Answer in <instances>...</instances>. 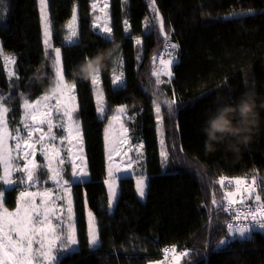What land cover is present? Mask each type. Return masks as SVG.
I'll use <instances>...</instances> for the list:
<instances>
[{"label":"trees","instance_id":"trees-1","mask_svg":"<svg viewBox=\"0 0 264 264\" xmlns=\"http://www.w3.org/2000/svg\"><path fill=\"white\" fill-rule=\"evenodd\" d=\"M77 8V36L67 44V23ZM54 49L61 48L67 81L77 84L74 118L83 128L89 179L82 184L99 233L96 247L62 256L61 264H151L165 247L186 245L192 264H264V232L244 238L220 230L221 175L264 178V110L251 142L239 153L207 152L205 121L223 103L255 91L264 98V0H110L112 37L93 28L92 0H48ZM252 10L247 15H225ZM165 24L159 31V18ZM125 21L129 27L126 29ZM149 21L150 31H145ZM165 34L178 44L179 59L171 83L157 86L153 57L165 47ZM141 44H136V39ZM0 40L4 54L16 58V78L9 79L0 55V96L10 122L20 119L23 99H38L55 80L54 49L45 55L39 0H4L0 4ZM115 47L101 74L105 115L97 111L94 85L73 77V68L99 49ZM166 50V51H167ZM122 63L124 85L112 83L114 60ZM167 80V78H162ZM157 93L162 103H157ZM178 103L168 109V101ZM160 105L165 148L161 163L155 106ZM127 105L129 136L144 145V164L135 176L146 175L141 200L135 177L119 179V194L109 210L107 152L104 130L119 106ZM15 189V190H13ZM4 193L14 210L19 189ZM225 240L224 244H219ZM183 264V262H182Z\"/></svg>","mask_w":264,"mask_h":264},{"label":"snow or ice","instance_id":"snow-or-ice-1","mask_svg":"<svg viewBox=\"0 0 264 264\" xmlns=\"http://www.w3.org/2000/svg\"><path fill=\"white\" fill-rule=\"evenodd\" d=\"M4 0H0L3 4ZM126 2V0H125ZM153 6L155 0H151ZM40 19L43 24L45 55L48 49H52V25L49 19L48 0H39ZM99 8L101 13L94 21L95 28H102L104 33H111L112 28L108 22V0H104L103 7L99 3L92 4V10ZM103 20L101 25L99 22ZM127 25V21H125ZM69 30L66 39L70 42L77 36V16L73 11L71 20L67 23ZM165 24L163 18H159V31L164 33ZM165 47L176 50L179 45L172 44L165 34ZM136 44L140 45L141 40L136 39ZM55 60V89L50 94L41 95L34 102H30L27 97L23 99V118L18 121L21 127H13L9 130L7 114L9 108L5 106L4 97L0 96V165L3 166V174L0 175V187L3 185L15 186L19 189V199L15 209L10 211L5 206L4 191L0 190V264H61V258L66 253L73 251L78 246L76 228L72 223L73 201L71 186L68 180L63 179V166L65 157L69 159L70 174L72 177L87 176V165L84 163L83 137L79 120L74 118L77 112V84L75 81L69 82L65 78V71L61 63V48L54 49ZM9 65L16 63L15 57H5ZM153 62L156 57H153ZM175 57L169 53L167 59L160 58V67L154 69L151 75L155 77L157 86L170 84L173 71L172 66ZM16 73L9 71V76ZM123 71L112 79L113 84H117L123 78ZM167 77V80L162 79ZM91 84L97 86L96 105L97 111L105 113V100L101 84V74L93 76ZM55 101V103H52ZM178 101L173 97L168 101V109ZM127 105H122L115 109V114L107 122L104 130L105 141L108 150V176L105 181L108 185L110 200H116V177L114 170H120V164L113 165V155L120 154L123 145H128L127 152L133 150V145L129 137V129L125 126L121 117L126 114ZM55 113V117H54ZM157 123L162 122L161 107L155 106ZM59 118V122H55ZM17 121H14V124ZM118 125V129L117 126ZM54 128L60 130V135L53 131ZM118 132V135H117ZM163 136V132H161ZM63 145L67 142L69 147H58L56 141ZM13 141V144H10ZM164 139L160 140L163 146ZM39 145V148L37 147ZM144 145H135L138 158L142 156ZM41 154L44 164H38L35 157L37 152ZM64 152L65 156L61 153ZM126 154V153H125ZM169 153L162 147L160 151L161 163L168 160ZM79 159L82 165H77ZM21 161L22 163H18ZM131 167V164L128 165ZM43 170L45 179H40L37 170ZM19 173L15 179L14 174ZM60 189L57 194H53V188L43 187L48 181ZM217 185L222 189L221 199L218 202L215 197L212 204L216 205L219 212H223V217L217 215L216 219L221 222L220 230H225L229 236H239L244 238L246 234H251L254 229L264 230V199L258 188L256 177L251 181L246 176L229 178L221 175L217 180ZM39 185L41 191H32L33 187ZM15 190V189H13ZM136 190L139 197L146 194L145 177L141 175L136 181ZM264 192V188L260 189ZM39 198V203H37ZM63 201V204L58 203ZM67 212V225L65 227L64 212ZM87 241L90 246L95 247L99 243V233L95 223V217L91 211L88 212ZM225 240H220L219 244H224ZM164 259L156 264H192L191 253L188 250L177 251L175 246L163 249Z\"/></svg>","mask_w":264,"mask_h":264},{"label":"rangeland","instance_id":"rangeland-1","mask_svg":"<svg viewBox=\"0 0 264 264\" xmlns=\"http://www.w3.org/2000/svg\"><path fill=\"white\" fill-rule=\"evenodd\" d=\"M96 2L99 3L100 7H103L104 0H92V4L93 3H96ZM74 11H75V14L77 16V8H75ZM106 11L108 12L109 27H111L110 0H108V8L106 9ZM251 11L252 10H243V11H241L242 13H240V12H233V13L226 14L225 17L226 18H230V17H236L238 15H247ZM48 12H49V10H48ZM92 12H93V25H94L95 18L97 16H100L101 13L99 11V8H97L95 11L92 10ZM49 19H50V17H49ZM99 23L102 25L104 23V21L101 20ZM42 26H43V24H42ZM128 27H129V25L127 23L126 29H128ZM93 28L98 33H100V34H104L106 36L112 37V32L110 34L109 33H104L102 31V28H95L94 26H93ZM150 29H151L150 22L147 21L146 24H145V31L148 32V31H150ZM43 40H44V35H43ZM74 41H75V37L70 42L67 40L66 43L67 44H72ZM51 43H52V41H51ZM52 46H53V43H52ZM52 49H54V47H52ZM169 53H172V55L175 57L174 62H173V66H174L178 62V59H179V56H178L179 55L178 54L179 53V49L177 48L176 50H172L170 47H168V50L165 51L163 58L164 59H167L168 56H169ZM0 55L2 57L3 64H4V69H5V72H6L7 76H8V78L9 79L16 78V75L15 76H9V71L15 72V67H14L15 64L14 65H9L8 61L5 59V57H8V56H12V57H15V56H13V55H7V54H4L2 52V49H1V40H0ZM15 60H16V58H15ZM61 63H62V57H61ZM114 66H115V72L113 74V78H114V76L119 75L121 71H123V65H122V63H119V65H118V58H116L114 60ZM159 66H160V64H159ZM173 66H172V71H173ZM162 78H167V77H162ZM124 82H125V80H124V76H123V78L121 79V81L119 83H117V84H114V86L115 87H121V86L124 85ZM99 87L102 90L101 84L99 85ZM94 90H95V98H96V90H97V86L96 85H94ZM46 94H50V92H48ZM76 95H77V93H76ZM104 100H105V98H104ZM32 102H34V101H32ZM52 103H55V101H52ZM77 105H78V99H77ZM22 108H23V104H22ZM23 111H24V109H23ZM8 115H9V112L7 114V119H8ZM104 115H105V113L103 114V116H102V114H100V117L103 118ZM160 115L162 117V114L161 113H160ZM54 117H55V113H54ZM22 118H23V113H22L20 119H18V120H13L12 122H10L9 119H8V122H9V130L11 131L13 129V127H21V125L18 123V121L22 120ZM121 119L124 121L125 126L128 127L127 126V122L129 120V118H128L127 112H126V114H124L121 117ZM14 121H17V123L14 124ZM55 122L58 123L59 122V118H55ZM79 123H80V126H81V134H82V137H83L84 163H86V165H87V173L88 174H87V176L79 177V178L72 177L71 174H70V165H69V159L70 158H68V157H65V164L63 166H61L64 169L63 174H62L63 179L64 180H68L69 183H70V186H71V195H72V201H73V218H72V223L74 224V226L76 228L77 239H78V246H75L74 247V250L73 251H70L68 253H73V252L79 253L81 251H86V250H89L91 248H94L93 246H90L89 243H88V241H87V228H88V212H89V209L87 207L86 197H85V193L83 191L82 184H83L84 181H86V180L89 179V169H88V162H87V157H86V148H85V142H84L83 128H82V125H81V122L80 121H79ZM116 127L118 129V125ZM163 128H164V123H163V119H162V122L159 123V129H163ZM53 131L57 134V136L60 135V130L58 128H54ZM117 135H118V132H117ZM162 138L164 139V137H162L160 135L159 136V142H160V140ZM130 140H131V138H130ZM13 143H14L13 141H10V144H13ZM105 143H106V141H105ZM56 144H57L58 147L65 148V149L67 147H69V145H67V142H65L63 145H61L59 143V140L56 141ZM131 144L133 145V150L131 152H127L126 151L128 145H123L120 154H118V155L117 154H114L113 155V160H112L113 165L120 164V166H121L119 171H115L114 170V176L116 178L117 177H124V176H126V175H128L130 173H135L137 171H141V169L143 167V164H144L143 163L144 162V150H142V156H139V158H138L137 150L135 148V145L136 144H133L132 142H131ZM37 147L39 148V145ZM162 147L165 148V143H164L163 146L160 144V149H162ZM106 152H107V165L109 167V163L110 162H109V159H108L107 144H106ZM61 155L62 156H65V153L62 152ZM35 159H36V161H37L38 164H44V163H46L43 160V158H42L41 154L39 153V151L37 152V155H36ZM18 163H22V162L21 161H18ZM76 164L77 165H82V162L79 159H77L76 160ZM129 164H131V167L128 166ZM2 174H3V166L0 165V175H2ZM37 175L40 177V179H42V180L45 179V177L43 176V170L42 169H38L37 170ZM17 176H19V173L14 174V177L13 178L15 179ZM147 181L148 180L145 177L146 189H147ZM0 183H2V182H0ZM115 183H116V191H117V195H118V192H119V182H118V180H116ZM43 187H51V188H53V194L54 195L57 194L60 191V189H58L53 184V182L50 181V180H48L43 185ZM13 188H15L14 185L13 186L3 185V187H0V190L4 191V193H5V191L11 190ZM31 190L32 191H41L42 188L39 185H37L36 187H33ZM18 199H19V196H18ZM39 202H40L39 201V198H37V203H39ZM58 203L63 204L64 202L63 201H59ZM63 215H64L65 227H66V225L68 223V221H67V212L65 211ZM97 230H98V228H97Z\"/></svg>","mask_w":264,"mask_h":264},{"label":"clouds","instance_id":"clouds-1","mask_svg":"<svg viewBox=\"0 0 264 264\" xmlns=\"http://www.w3.org/2000/svg\"><path fill=\"white\" fill-rule=\"evenodd\" d=\"M114 52L113 46L99 49L92 56L86 55L73 68V77L91 81L93 76L106 70L107 62ZM54 89L55 84L52 83L47 90L51 93ZM162 102L157 93V103ZM261 110H264V98L259 97L254 90L242 93L233 103L225 101L222 107L214 109L202 128L206 135V151H216L222 145L225 151L239 153L243 146L251 142L253 132L259 128Z\"/></svg>","mask_w":264,"mask_h":264},{"label":"built area","instance_id":"built-area-1","mask_svg":"<svg viewBox=\"0 0 264 264\" xmlns=\"http://www.w3.org/2000/svg\"><path fill=\"white\" fill-rule=\"evenodd\" d=\"M167 48H168V47H167ZM166 50H167V49H163V50L160 52V54L156 57L157 59H156L155 64H154V66H153V70L156 69V68H158V67H160V66H159V59H160V58H163L164 53H165ZM255 177H256V180H257V184L260 186V187L258 188V192H260V194H261V196H262V199H264V192H261V191H260L261 188H264V178L261 177L260 175H256ZM251 179H252V177H250V178L248 179L249 182L251 181ZM254 230H259V231L264 232V230H261V229H258V228L254 229ZM165 248H166V247H165ZM165 248H163V249H165ZM163 249L161 250V254H160L159 259H158L157 261L151 263V264H156V262H158V261H162V260L164 259ZM176 249H177V251L188 250V251L190 252V249H189L186 245H184V246H180V247H176Z\"/></svg>","mask_w":264,"mask_h":264},{"label":"crops","instance_id":"crops-1","mask_svg":"<svg viewBox=\"0 0 264 264\" xmlns=\"http://www.w3.org/2000/svg\"><path fill=\"white\" fill-rule=\"evenodd\" d=\"M158 131H159V136L161 135V132H163V136L162 137H164V128L163 129H159V123H158ZM107 168H108V165H107ZM135 177V181H137V178H139L140 176H135V173H130V174H128V175H126V176H124V177ZM144 177H146L147 178V180H148V177L146 176V175H143ZM120 178H122V177H117L116 178V180H118V182H119V179ZM107 180H109V177L105 180V181H107ZM105 185H106V188H107V191H108V185L105 183ZM146 191H147V189H146ZM109 194V193H108ZM118 194H119V192H118ZM139 196V195H138ZM117 197H118V195H117ZM117 197H116V200H117ZM145 197H146V194H145ZM145 197L144 198H141V197H139L141 200H144L145 199ZM115 203H116V201L114 200V201H112V200H110V196H109V210L111 211L112 209H113V207H114V205H115ZM98 245V244H97ZM96 245V246H97ZM95 246V247H96Z\"/></svg>","mask_w":264,"mask_h":264}]
</instances>
